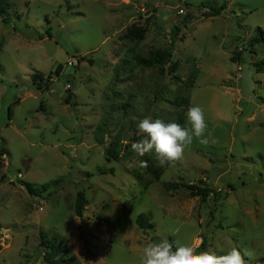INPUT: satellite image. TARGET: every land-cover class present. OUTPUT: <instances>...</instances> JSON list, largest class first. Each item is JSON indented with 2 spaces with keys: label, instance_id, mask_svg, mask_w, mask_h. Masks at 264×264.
I'll return each mask as SVG.
<instances>
[{
  "label": "rangeland",
  "instance_id": "374dc122",
  "mask_svg": "<svg viewBox=\"0 0 264 264\" xmlns=\"http://www.w3.org/2000/svg\"><path fill=\"white\" fill-rule=\"evenodd\" d=\"M0 9V264H44L42 240L60 250V264H141L149 242L175 248L196 237L199 250H250L249 264H264V70L256 67L264 41H255L264 0H0ZM135 21H147L144 39H121ZM172 39L175 71L133 59ZM37 72L47 80L40 89ZM192 105L205 110L209 144L194 139L182 162L163 167L131 150L143 138L140 119L188 126ZM114 138L119 157L106 160ZM144 157L162 170L159 181L145 174ZM20 181L48 190L30 196ZM167 182L211 193L167 191ZM78 192L87 200L81 218ZM140 214L152 229L137 225Z\"/></svg>",
  "mask_w": 264,
  "mask_h": 264
},
{
  "label": "clouds",
  "instance_id": "9594fccd",
  "mask_svg": "<svg viewBox=\"0 0 264 264\" xmlns=\"http://www.w3.org/2000/svg\"><path fill=\"white\" fill-rule=\"evenodd\" d=\"M188 126L176 122L165 123L161 119L146 116L137 123V130L143 136L131 144V150L138 156L154 154L159 166L174 165L185 158L186 149L199 140L203 145L210 142L211 133L205 110L199 105L188 107L186 112ZM211 142H215L212 140ZM146 167L145 161L139 162ZM201 241L194 238L187 244H178L175 248L168 240L149 242L142 249L141 264H249L247 258L253 252L232 247L224 254L215 251L199 250Z\"/></svg>",
  "mask_w": 264,
  "mask_h": 264
},
{
  "label": "trees",
  "instance_id": "16d2710c",
  "mask_svg": "<svg viewBox=\"0 0 264 264\" xmlns=\"http://www.w3.org/2000/svg\"><path fill=\"white\" fill-rule=\"evenodd\" d=\"M225 9V6L222 5L219 8H210L209 12L207 14H204L206 17H215L221 14V12ZM5 10L0 9V16H2V22H7V17H5ZM148 21V20H147ZM147 21L144 23H140L138 21L132 22L126 27V31L122 34L121 39L127 40L133 43H139L142 41L145 37V34L147 33L148 30V25ZM187 21H181L179 25H183L185 27V23ZM179 25H175V30L177 33L174 34V37L178 35V32L180 31ZM258 33L260 34V39L255 40L256 42L259 41H264V32L258 28L257 29ZM174 39H172V42L169 46L168 49L165 50H152L148 53L147 56H141L139 54H135L133 56V59L136 61L137 65H140L145 68H152L159 66L160 67V72H164V68L167 66V64H170L169 67V72H173L177 69L178 64L175 63H170L172 53H173V47H174ZM231 60L236 61L235 56L231 57ZM256 67L258 70H264V63H258L256 64ZM62 69L61 65H58L54 71L55 75H59L60 70ZM174 79L176 81H179L180 78L178 76H174ZM43 75L41 73H34L31 79L32 84H34L37 89H40V85L43 82ZM47 81V80H45ZM189 85L193 83V79H190L188 81ZM187 83V85H188ZM186 101V100H184ZM179 122H182V118L179 117ZM102 130L99 129L97 133V141L101 142L102 140ZM134 140V138H132ZM121 148V143L118 138H114L113 141H111L105 151V156L106 160L109 159H118L119 157V151ZM2 154L0 150V155ZM141 161L146 162V167L144 168V172L147 175H150L154 181H159L161 175H162V170L157 167L153 162H151L148 158L144 157ZM113 171L111 170L110 173ZM104 173V172H101ZM58 181H55L53 184H57ZM20 185L24 187V189L27 191V193L30 196H35V197H41V195L48 190L47 185H42V186H35L30 183L20 181ZM164 187L167 191H172L176 190L179 187L186 188L190 191L191 196L193 197H200L201 199H206L209 197L210 190L207 187L203 186H198V185H193V184H182V183H171L167 182L164 184ZM87 204V200L82 192H78L74 201V215L77 218H81L83 215V212L85 210V206ZM136 223L141 229H152L153 224L149 222L148 218L144 214H140L136 218ZM114 227L117 230L119 228L120 224V218L118 216L114 217ZM43 247L45 248V251L42 254V259L44 264H60V261L57 260L58 256L60 255V250L56 247L55 244L53 243H45V241L42 240ZM202 246L204 245V241L201 244ZM201 246V247H202Z\"/></svg>",
  "mask_w": 264,
  "mask_h": 264
},
{
  "label": "built area",
  "instance_id": "2783aa9c",
  "mask_svg": "<svg viewBox=\"0 0 264 264\" xmlns=\"http://www.w3.org/2000/svg\"><path fill=\"white\" fill-rule=\"evenodd\" d=\"M179 13H183V10L180 9V10H179ZM76 64H77V61H75L74 59H70V60L67 62V65H68V66H75ZM70 88H71V85H70L69 83H67V84L65 85V89H66V90H69ZM193 185H198V184H193ZM217 192L220 193V192H221V189H218ZM210 193H211V192H210ZM210 193H209V194H210ZM254 264H260V263H254Z\"/></svg>",
  "mask_w": 264,
  "mask_h": 264
},
{
  "label": "water",
  "instance_id": "95a60500",
  "mask_svg": "<svg viewBox=\"0 0 264 264\" xmlns=\"http://www.w3.org/2000/svg\"><path fill=\"white\" fill-rule=\"evenodd\" d=\"M81 62H87L88 63V65H92V61H90V60H87V59H85V58H82L81 60H80Z\"/></svg>",
  "mask_w": 264,
  "mask_h": 264
}]
</instances>
